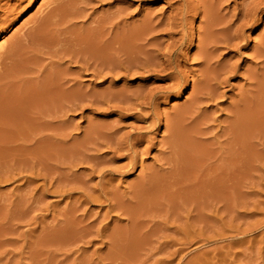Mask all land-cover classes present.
Here are the masks:
<instances>
[{
  "label": "rangeland",
  "instance_id": "374dc122",
  "mask_svg": "<svg viewBox=\"0 0 264 264\" xmlns=\"http://www.w3.org/2000/svg\"><path fill=\"white\" fill-rule=\"evenodd\" d=\"M169 1L0 0V15L5 18L1 15L5 23L0 25V56L12 43L21 47L17 46L19 56L13 58L19 68L12 62L0 74V264H264V57L260 55L264 53V10L251 26L243 28L230 48L215 44L213 60L217 63L211 60L202 68L196 46L182 50L188 57L181 67L185 76L196 78V83L204 77L207 81L199 91L204 96L192 97L197 103L190 107L191 87L179 96L174 93L160 100L156 96L159 103L156 98L148 103L150 90L159 95L170 85L161 76L164 73L156 72L162 58H155L156 50L164 51L170 40L149 38L147 43L138 40L125 47L118 39L135 30L149 13L158 16L155 21L168 15L173 0ZM255 1L227 0L226 20ZM8 7L14 11L7 9V13ZM198 19L195 28L200 25ZM37 31L41 33L36 38ZM34 33L35 38H30ZM211 73L215 74L211 77ZM220 77L226 81L222 85ZM50 83L54 89L48 87ZM67 88L68 95L74 90L69 96L76 95L69 98ZM206 89L213 99L205 96ZM78 93L84 95L75 98ZM248 100L249 109L245 107ZM242 109L251 113L244 114ZM176 112L182 114L180 130L187 125L173 139L178 145H171L165 120ZM189 113L193 117L188 119ZM175 150L183 153L178 155L179 167L167 159Z\"/></svg>",
  "mask_w": 264,
  "mask_h": 264
},
{
  "label": "bare ground",
  "instance_id": "6f19581e",
  "mask_svg": "<svg viewBox=\"0 0 264 264\" xmlns=\"http://www.w3.org/2000/svg\"><path fill=\"white\" fill-rule=\"evenodd\" d=\"M169 1V0H168ZM253 1H255V0H253ZM102 2H103V0H102ZM114 2V1H113ZM170 2V1H169ZM229 2V1H228ZM227 2V0H173L172 1V3H170V12H169V14L168 15H166V16H164V17H159L158 18V20L156 19V21H155V19H154V17H158V16H154V17H152V16H150L151 14L149 13L148 15H146V16H144V17H142L143 19H140L141 21H139L138 23H139V25L137 26V28H135V30H133V31H131L129 34H126L125 33V36L124 35H122V36H124V37H122L120 34V36L122 37V38H119L118 40H120V42L122 43V45L123 44H125L126 43V45H124L125 47L127 46V44H136V42H139L138 40H145L144 42H148V39L149 38H151L153 41L155 40V41H157V40H160V38H162V37H168V39L170 40V42L167 44V46H166V49L164 50V51H162V50H160V48H158L157 50H156V54H155V58L156 57H158V56H160L161 58H162V62L160 63V62H157L155 59V61L157 62L156 64L158 65V63L160 64V65H158V67L159 68H161L160 70H155L156 72H158L160 75H161V73H164V75L162 74L161 76L165 79H167L169 82H170V85H168V87H163V89L161 90V91H159V95H157L158 93H152L151 94V90H150V94H149V92L147 93V94H149V95H147L148 96V100H149V102L148 103H150V102H152L153 101V99L154 98H156V96H157V98L159 97L160 99L161 98H167V96H170L171 94H177V96H179L180 94H182L184 91H187L188 89H189V87H191V91L189 92L190 93V95H188L189 97H191V100H192V97L193 96H195V94H199L200 93V95H202V96H204V94L205 93H201L202 91H203V89H202V83L203 82H205L206 81V78L204 77L202 80H200L199 78H197V79H199V81H197V83H196V78L194 79L193 77H192V79H190L189 77L187 78V76H185L186 74H184V72L181 70V67H182V65H183V59H184V57L187 59L188 57H187V55H184L183 53H182V50H186V49H189V47H191V46H196V48H197V53L195 54V56H197L199 59H200V63H201V65H202V68H203V65H205V68L209 65V63L211 62V60L212 61H214L213 60V58H215V57H213L214 56V52H216L217 50H216V46L217 45H219V44H217V43H223V44H225L226 46H228L229 47V45H230V43L232 42V41H234L235 39H238L239 37H240V32L241 31H243V28L244 27H247V26H251L257 19V15H258V13H260L262 10H264V0H259V1H255V2H252V3H249L247 6H245V5H243V8L241 9H239V10H237V12L236 13H234V14H232L231 16L233 17V19L232 20H230V21H227L226 20V16H227V13L229 12V3ZM245 4V3H244ZM231 6V5H230ZM245 6V7H244ZM6 7V6H5ZM1 8H3V7H0V9ZM13 8V7H12ZM6 10L7 9H9V7L8 8H5ZM5 9H4V13H8V12H10L9 10H12V9H9V10H7L6 12H5ZM232 9V8H231ZM2 10V9H1ZM12 11H14V10H12ZM235 12V11H234ZM263 12V11H262ZM2 15V14H1ZM1 15H0V18H1ZM5 15V14H4ZM8 15V14H7ZM6 16V15H5ZM9 16V15H8ZM163 16V15H162ZM2 17H3V15H2ZM55 18H56V16H54ZM58 17V16H57ZM78 17V16H77ZM85 17V16H84ZM4 18V17H3ZM8 18V17H7ZM48 18V17H47ZM51 18V17H50ZM119 18V17H118ZM200 19L201 21H200V25L197 27V28H195L194 27V23H195V21L197 20V19ZM5 19V18H4ZM41 19V18H40ZM198 19V20H199ZM39 20V19H38ZM54 20H56V19H54ZM107 20V18L105 19V21ZM102 21V20H101ZM100 21V22H101ZM104 21V22H105ZM4 22V20H2V19H0V25L1 24H4L3 23ZM57 22V21H56ZM55 22V23H56ZM40 23V22H39ZM45 23V22H44ZM51 23V22H50ZM99 23V22H98ZM103 23V22H102ZM114 23V22H113ZM116 23V22H115ZM43 24V23H42ZM53 24V23H52ZM101 24V23H100ZM99 24V25H100ZM125 25L127 24V23H124ZM48 25V24H47ZM57 25H58V23H57ZM108 25H110V24H108ZM132 25V24H131ZM46 26V25H45ZM44 26V27H45ZM101 26V25H100ZM114 26H115V24H114ZM234 26H236L235 27V29H233V27ZM47 27V26H46ZM49 27H51V26H49ZM48 27V28H49ZM55 27V26H54ZM53 27V28H54ZM58 27H60V26H58ZM99 27V26H98ZM116 27H117V25H116ZM122 27V26H121ZM126 27V26H125ZM129 27V26H128ZM9 28V27H8ZM38 28H39V26H38ZM37 28V29H38ZM118 28H119V26H118ZM40 29V28H39ZM45 29V28H44ZM106 29V28H105ZM115 29V28H114ZM126 29V28H125ZM4 30V29H3ZM46 30H49V29H46ZM99 30V29H98ZM108 30V29H107ZM106 30V31H107ZM128 30H129V28H128ZM132 30V29H131ZM196 30L198 31V34L196 35ZM50 31H53L52 29L50 30ZM49 31V32H50ZM57 31H58V29H57ZM96 31V30H95ZM112 31H114V30H112ZM117 31V30H116ZM122 31V30H121ZM38 32L39 33H41L42 32V30H41V32L40 31H37V34H36V38H37V35H38ZM43 32H45V31H43ZM59 32V31H58ZM115 32V31H114ZM124 32H126V31H124ZM98 33V32H97ZM96 33V34H97ZM106 33V32H105ZM112 33V32H111ZM118 33H119V30H118ZM30 34V33H29ZM53 34V33H52ZM55 34V33H54ZM62 34V33H61ZM108 34H109V32H108ZM28 35V34H27ZM41 35H43V34H41ZM45 35V34H44ZM57 35H59V34H57ZM31 36V37H30ZM29 37L30 38H35V33H34V35L32 34V35H30ZM40 36V35H39ZM72 36H73V34H72ZM104 36V35H103ZM148 36H151V37H148ZM218 36V37H217ZM43 37V36H42ZM42 37H40V38H42ZM47 37H49L48 35H47ZM46 36H44L43 38L45 39V38H47ZM51 37V36H50ZM57 37V36H56ZM60 37V36H59ZM61 37H62V35H61ZM64 37V36H63ZM109 37V36H108ZM27 38V37H26ZM98 38V37H97ZM100 38V37H99ZM105 38H107V37H105ZM104 37L102 38V39H105ZM116 38H117V36H115V40H116ZM50 39V38H49ZM54 39V37L53 38H51V41ZM75 39V38H74ZM83 39V38H82ZM88 39V38H87ZM109 39H111V38H109ZM163 39V38H162ZM198 40V42H197V44H195L196 42L195 41H197ZM243 39V38H242ZM41 40V39H40ZM60 40V39H59ZM63 40V39H62ZM73 40V39H72ZM94 40V39H93ZM115 40H114V43H115ZM117 40V41H118ZM29 41V40H28ZM37 41V43H38V41L39 40H36ZM42 41V40H41ZM45 41V40H44ZM47 41H48V38H47ZM57 42V40L55 39L54 40V42ZM87 41V40H86ZM98 41H99V39H98ZM104 41H106V40H104ZM109 41V40H108ZM53 42V43H54ZM55 42V43H56ZM60 42V41H59ZM74 42V41H73ZM83 42H84V40H83ZM119 42V41H118ZM125 42V43H124ZM143 42V43H144ZM146 42V43H147ZM161 42V41H160ZM20 43V42H19ZM32 43H33V40H32ZM43 43H45V42H43ZM47 43H49V42H47ZM52 43V44H53ZM88 43V42H87ZM92 43H93V41H92ZM108 43V42H107ZM112 43V42H111ZM113 43V44H114ZM264 43V42H263ZM33 44H35V43H33ZM57 44V43H56ZM61 44H63V43H61ZM75 43H73V45H74ZM100 44V43H99ZM98 44V45H99ZM102 44V43H101ZM113 44H110V45H113ZM116 44V43H115ZM120 44V43H119ZM140 44V43H139ZM145 44V43H144ZM155 44V43H154ZM158 44H161V43H158ZM157 44V45H158ZM215 44H217L216 46H215ZM32 45V44H31ZM30 45V46H31ZM39 45H43V44H39ZM49 45H50V43H49ZM48 45V46H49ZM55 45V44H54ZM53 45V46H54ZM57 45H59V44H57ZM98 45L96 46V47H98ZM121 45V44H120ZM119 45V46H120ZM146 45V44H145ZM145 45H144V47H145ZM149 45H151V42L147 45V46H149ZM152 45H153V43H152ZM156 45V44H155ZM17 46H18V44L17 43H12L11 44V46L9 47V49L8 50H6V52H4L5 54H4V56H0V74H3L2 73V71L4 72V70L6 69V68H10L8 65L9 64H12V62L15 60H13V58H16L15 56H19V55H17L16 54V52L18 51L17 50ZM37 46H38V44H37ZM48 46H46V47H48ZM60 46V45H59ZM63 46V45H62ZM65 46V45H64ZM137 46V45H136ZM141 46H143V45H141ZM160 46V45H159ZM3 46H0V49L2 48ZM18 47H20V46H18ZM34 47H35V45H34ZM43 47H45V46H43ZM45 47V48H46ZM55 47V46H54ZM58 47V46H57ZM56 47V48H57ZM132 47H134V46H132ZM140 47V46H139ZM155 47V46H154ZM21 48V47H20ZM20 48H18V49H20ZM33 48V47H32ZM37 48V47H36ZM49 48H50V46H49ZM51 48H53V47H51ZM55 48V49H56ZM69 48V47H68ZM89 48V47H88ZM99 48H100V46H99ZM114 48V47H113ZM116 48V47H115ZM119 48V47H118ZM123 48V47H122ZM130 48V47H129ZM136 48V47H135ZM147 48V47H146ZM152 49H153V47H151ZM150 48V49H151ZM218 48V47H217ZM230 48V47H229ZM261 48V47H260ZM23 49H24V47H23ZM26 49V48H25ZM72 49V48H71ZM75 49V48H74ZM77 49H79V48H77ZM97 49V48H96ZM101 49H102V46H101ZM101 49L99 50V52L101 51ZM104 49V48H103ZM126 49H128V48H126ZM140 49V48H139ZM145 49V48H144ZM143 48H142V50H144ZM149 49V48H148ZM148 49H147V51H148ZM151 49V50H152ZM17 50V51H16ZM22 50V49H21ZM27 50V49H26ZM46 50V49H45ZM106 50V49H105ZM121 50V49H120ZM216 50V51H215ZM260 50V49H259ZM41 51H44V48H43V50L41 49ZM58 51V50H57ZM61 51V50H60ZM64 51V50H63ZM68 51V50H67ZM85 51V50H84ZM103 51V50H102ZM112 51V50H111ZM129 50H126V52H125V54L126 55H128L129 53H127ZM133 51V50H132ZM154 51V50H153ZM152 51V52H153ZM261 51H263L262 49H261ZM260 51V52H261ZM23 52V51H22ZM39 52H40V50H39ZM38 52V53H39ZM46 52V51H45ZM52 52H53V50H52ZM69 52V51H68ZM73 52V51H72ZM71 52V53H72ZM77 52H79V51H77ZM96 52H97V50H96ZM107 52V51H106ZM124 52V51H123ZM120 53V52H118V53H120V55L121 54H124V53ZM135 52V51H134ZM133 52V53H134ZM141 52V51H140ZM18 53H19V51H18ZM37 53V52H36ZM35 53V54H36ZM47 53V52H46ZM45 53V54H46ZM55 53V52H54ZM53 53V54H54ZM61 53H63V52H61ZM91 53V52H90ZM90 53H87V54H89L90 55ZM154 53H155V51H154ZM27 54V53H26ZM25 54V55H26ZM51 54V53H50ZM67 54V53H66ZM76 54V53H75ZM111 54V53H110ZM117 54V53H116ZM143 54V53H142ZM147 54V53H146ZM149 54V53H148ZM256 54V53H255ZM3 55V54H2ZM34 55V54H33ZM39 55H41V54H39ZM55 55V54H54ZM71 55V54H70ZM74 55V54H73ZM78 55V54H77ZM96 55V54H95ZM100 55V54H99ZM113 55H114V53H113ZM132 55V54H131ZM217 55V54H216ZM215 55V56H216ZM258 55H259V53H258ZM262 57H264V53L263 52H261V54H260ZM259 55V56H260ZM35 56V55H34ZM36 56H38V55H36ZM94 56V55H93ZM128 56H130V54L128 55ZM256 56V55H255ZM39 57V56H38ZM62 57V56H61ZM97 57V56H96ZM101 57H102V55H101ZM106 57V56H105ZM110 57V56H109ZM121 57V56H120ZM140 57V56H139ZM142 57H146V56H141L140 58H142ZM149 57V56H148ZM159 57V58H160ZM261 57V58H262ZM26 58V57H25ZM40 59H42L41 58V56L39 57ZM58 58V57H57ZM86 58H87V56H86ZM99 58V57H98ZM98 58H96L97 60H98ZM138 58V56L135 58V59H137ZM150 58V57H149ZM151 58H153L152 57V55H151ZM24 59V58H23ZM61 59V58H60ZM74 59V58H73ZM72 59V60H73ZM82 59H83V57H82ZM90 59V58H89ZM92 60H93V58H91ZM90 59V60H91ZM105 59V58H104ZM110 59H112V58H110ZM127 59H128V57H127ZM129 59H131L130 57H129ZM133 59H134V57H133ZM132 59V60H133ZM139 59V58H138ZM216 59V58H215ZM218 59V58H217ZM77 60V59H76ZM75 60V61H76ZM102 60V59H101ZM107 60V59H106ZM109 60V59H108ZM131 60V61H132ZM143 60V59H142ZM145 60V59H144ZM143 60V61H144ZM148 60V59H147ZM153 60V59H152ZM263 60V59H262ZM262 60H261V62H262ZM25 61V60H24ZM36 61L38 62L39 60L38 59H36ZM110 61V60H109ZM130 61V62H131ZM134 61H137V60H134ZM134 61L132 62V63H134ZM151 61V60H150ZM160 61H161V59H160ZM197 61V60H196ZM16 62V61H15ZM84 62V61H83ZM82 62V63H83ZM100 62V61H99ZM119 62V61H118ZM123 62V61H122ZM148 62V61H147ZM216 61H214V63H215ZM218 62V61H217ZM216 62V63H217ZM228 62V61H227ZM226 62V63H227ZM14 63V62H13ZM27 63H29V62H27ZM80 63V62H79ZM108 63V62H107ZM106 63V64H107ZM111 63H115L114 61L113 62H111ZM117 63V62H116ZM141 63H142V61H141ZM152 63V62H151ZM154 63V62H153ZM200 63L198 64V66L200 65ZM17 65L18 63H14V65ZM78 64V63H77ZM88 64V63H87ZM101 64V63H100ZM146 64V63H145ZM156 64H155V66H156ZM260 64V63H259ZM258 64V65H259ZM14 66L15 68H17V66ZM79 65V64H78ZM108 65V64H107ZM124 65V64H123ZM137 65V64H136ZM147 65H149V63L147 64ZM147 65H146V68H148V67H150V66H148L147 67ZM211 65H213V64H211ZM217 65V64H216ZM222 64H220V66H221ZM224 65V64H223ZM227 65H228V63H227ZM261 65V64H260ZM263 65V64H262ZM11 66V65H10ZM20 66V65H19ZM86 66V65H85ZM106 66V65H105ZM127 66V65H126ZM155 66H153L154 67V69H156L155 68ZM224 66H226V65H224ZM102 67V66H101ZM104 67V66H103ZM102 67V68H103ZM119 67V66H118ZM129 67V66H128ZM135 67V66H134ZM134 67H132L133 69H134ZM152 67V66H151ZM157 67V66H156ZM210 67V66H209ZM213 67V66H212ZM227 67V66H226ZM262 67H264V65L262 66ZM262 67H260L259 69H262ZM14 68V70H16ZM19 68V67H18ZM17 68V69H18ZM20 68H22V65H21V67ZM86 68V67H85ZM108 68H109V66H108ZM111 68V67H110ZM120 68V67H119ZM124 68V67H123ZM132 68H129V69H132ZM136 68V67H135ZM145 67H144V69H146ZM158 68V69H159ZM216 68V67H215ZM223 68V67H222ZM107 69V68H106ZM118 69V68H117ZM116 69V70H117ZM138 69V68H137ZM142 69H143V67H142ZM143 69V70H144ZM153 69V68H152ZM153 69V70H154ZM9 70H11V69H9ZM8 70V71H9ZM21 70V69H20ZM86 70V69H85ZM88 70H89V68H88ZM112 70V69H111ZM119 70V69H118ZM121 70V69H120ZM125 70V69H124ZM128 70V69H127ZM139 70V69H138ZM151 70V69H150ZM209 70H210V68H209ZM225 70H226V72H227V70H228V68L227 69H224V72H225ZM233 70V69H232ZM256 70V69H255ZM254 70V71H255ZM262 70H264V69H262ZM12 71V70H11ZM93 71V70H92ZM94 71H96V70H94ZM141 71V70H140ZM147 71H149V69L147 70ZM200 71H203V70H200ZM219 71V70H218ZM89 72V71H88ZM116 72V71H115ZM117 72H119V71H117ZM120 72H122V70L120 71ZM138 72V71H137ZM152 72V71H151ZM154 72V71H153ZM152 72V73H153ZM198 72V71H197ZM217 72V71H216ZM230 71H228V73H229ZM17 73H19V72H17ZM91 73V72H90ZM102 73H103V71H102ZM124 73V72H123ZM129 73H133L132 71L131 72H129ZM142 73V72H141ZM205 73V72H204ZM231 73V72H230ZM229 73V74H230ZM255 74L256 73H258L257 71L256 72H254ZM12 74V73H11ZM55 74V73H54ZM57 74V73H56ZM106 74V73H105ZM110 75H111V73H109ZM115 74H117V73H115ZM122 74V73H121ZM125 74V73H124ZM124 74L122 75V76H124ZM136 74V73H135ZM199 74V73H198ZM212 74V73H211ZM215 74V73H214ZM214 74H212L211 75V77L214 75ZM220 75H221V72L219 73ZM226 74V73H225ZM252 74V73H251ZM64 75V74H63ZM98 76H99V74H97ZM103 75V74H102ZM143 75V74H142ZM224 75V74H223ZM250 75V74H249ZM259 76H260V74H258ZM20 76V75H19ZM107 76V75H106ZM109 76V75H108ZM119 76V75H118ZM126 76V75H125ZM132 76V75H131ZM194 76V75H193ZM264 76V75H263ZM3 77H4V75L2 76V78L1 79H3ZM50 77H51V74H50ZM54 77V76H53ZM56 77V76H55ZM61 77V76H60ZM65 77H66V74H65ZM208 77V76H207ZM252 77L253 78H255V77H257V76H253L252 75ZM251 77V78H252ZM67 78V77H66ZM99 78H100V76H99ZM218 78V77H217ZM221 78V77H220ZM224 78V77H223ZM258 78H260V77H258ZM47 79V78H46ZM67 79H69V77L67 78ZM214 79H215V77H214ZM213 79V80H214ZM225 79V78H224ZM249 79H250V77H249ZM262 79H264L263 77H262ZM8 80V79H7ZM22 80V79H21ZM61 80V79H60ZM207 80H208V78H207ZM221 80H222V82L223 83H220L221 85L222 84H224V82H226V81H224L222 78H221ZM254 80H256V79H254ZM260 80V79H259ZM5 81V80H4ZM54 81V80H53ZM61 81H63V80H61ZM68 80H66V82H67ZM209 81V80H208ZM252 81V80H251ZM1 82V81H0ZM7 82V81H6ZM6 82H5V84H6ZM20 82V81H19ZM52 82V81H51ZM55 82L56 81H54V83H53V85L55 84ZM60 82V81H59ZM65 82V81H64ZM64 82H62V83H64ZM207 82V81H206ZM211 82V81H210ZM215 82V85L216 84H218V83H216V82H218V81H213V83ZM49 83V82H48ZM213 83H211V84H213ZM253 83V82H252ZM256 83H257V81H256ZM261 83V82H260ZM259 83V84H260ZM1 84V83H0ZM2 84H4V83H2ZM44 84V83H43ZM51 84V83H50ZM48 85V87L50 86H52V84L51 85ZM56 84H58V82L56 83ZM60 84H61V82H60ZM59 84V85H60ZM209 84V83H208ZM219 84V85H220ZM249 84H250V82H249ZM62 86L64 85V84H61ZM60 85V86H61ZM68 85V84H67ZM217 86V87H220V86ZM262 85V84H261ZM6 86V85H5ZM8 86H9V84H8ZM45 86V85H44ZM44 86H43V88H44ZM76 86V85H75ZM167 86V85H166ZM249 87H250V85H248ZM258 86V85H257ZM36 87V86H35ZM53 87V86H52ZM56 87H59V86H57L56 85ZM68 87V86H67ZM78 87V86H77ZM204 87V86H203ZM207 86H205V88H206ZM209 87V86H208ZM215 87V86H214ZM255 87V86H254ZM261 87H263V86H261ZM4 88V87H3ZM40 88V87H39ZM61 88V87H60ZM76 88V87H75ZM119 88V87H118ZM139 88V87H138ZM212 88H213V86H212ZM5 89H6V87H5ZM50 88H48L47 90H49ZM53 89H54V87H53ZM63 89H64V87H63ZM63 89H60L61 91L63 90ZM80 89V88H79ZM145 89V88H144ZM160 89V88H159ZM255 89V88H254ZM259 89V88H258ZM4 90V89H3ZM7 90V89H6ZM35 90V89H34ZM45 90H46V87H45ZM56 90V89H55ZM66 90V95H68L67 94V91H68V88L67 89H65ZM125 90H126V88H125ZM135 90H136V88H135ZM140 90V89H139ZM52 91V90H51ZM54 91V90H53ZM72 92L74 91V90H71ZM71 91L70 92H68V93H70L71 94ZM76 91V90H75ZM77 91H79L78 90V88H77ZM113 91V90H112ZM132 91V90H131ZM199 91H201V92H199ZM206 91L208 92V90L206 89ZM243 91H244V89H243ZM253 91H255V90H253ZM260 91H261V89H260ZM260 91H258V92H260ZM6 92V91H5ZM31 92V91H30ZM44 92H47V91H44ZM49 93H50V91H48ZM47 92V93H48ZM57 92H59L58 91V89L56 90V93ZM82 92V91H81ZM122 93H123V91H121ZM126 92V91H125ZM142 92V91H141ZM153 92V91H152ZM205 92V91H204ZM257 94H258V92L257 91H255ZM24 93V92H23ZM55 93V92H54ZM61 93V92H60ZM63 93H65V92H62V94ZM77 93V92H76ZM76 93H74V95H76ZM102 93V92H101ZM121 93V94H122ZM127 93V92H126ZM137 94H138V92H136ZM145 93V92H144ZM215 93V92H214ZM252 93V92H251ZM35 94V93H34ZM40 94V93H39ZM53 94V93H52ZM51 94V95H52ZM69 94V95H70ZM79 94V97H75V98H80V97H82L83 95H81L80 93H78ZM97 94V93H96ZM108 94H109V92H108ZM119 94V93H118ZM133 94V93H132ZM136 94V95H137ZM207 95H205V96H211L212 98H210V99H213V96L212 95H209L210 93L208 92V93H206ZM212 94V93H211ZM248 94H250V93H248ZM259 94H261V92L259 93ZM8 95H10L9 93H8ZM43 95H45V94H43ZM49 95V94H48ZM48 95H46V96H48ZM51 95H50V97H51ZM55 95V94H54ZM54 95H52V96H54ZM63 95H65V94H63ZM65 95V96H66ZM68 95V97L70 98L71 96H69ZM73 95V96H74ZM81 95V96H80ZM102 95V94H101ZM113 95V94H112ZM131 95V94H130ZM145 95V94H144ZM145 95V96H146ZM216 95V94H215ZM241 95V94H240ZM245 95L247 96V93L245 92ZM244 94H243V96H244V98L246 97ZM252 95V94H251ZM32 96H34V95H32ZM56 96V95H55ZM54 96V97H55ZM87 96V95H86ZM105 96V95H104ZM108 96V95H107ZM123 96H124V94H123ZM128 96H129V94H128ZM140 96H142V95H140ZM217 96V95H216ZM0 97H2V94H1V96ZM12 97V96H11ZM42 97V96H41ZM59 97V96H58ZM88 97V96H87ZM110 97V96H109ZM112 97V96H111ZM126 97V95L124 96V98ZM133 97V96H132ZM134 97H135V95H134ZM257 97H260L259 95L257 96ZM13 98V97H12ZM34 98V97H33ZM47 98V97H46ZM52 98V97H51ZM66 98V100H67V97H65ZM74 98V97H73ZM89 98V97H88ZM88 98H86V99H88ZM105 98V97H104ZM129 99H130V97H128ZM142 98H144V97H142ZM156 98V99H157ZM158 98V99H159ZM208 98V97H207ZM206 98V99H207ZM243 98V99H244ZM249 98V97H248ZM247 98V99H248ZM252 98V97H251ZM53 99V98H52ZM59 99V98H58ZM57 99V100H58ZM60 99H63V98H60ZM59 99V100H60ZM91 99V98H90ZM98 99V98H97ZM107 99V98H106ZM106 99H103V100H106ZM117 99V98H116ZM122 99H123V97H122ZM146 98H144V100H145ZM146 99V100H147ZM158 99H157V103H159L158 102ZM159 99V100H160ZM246 99V100H247ZM258 99V98H257ZM262 99V98H261ZM11 100V99H10ZM45 100V99H44ZM50 100V99H49ZM48 100V101H49ZM56 100V101H57ZM64 100V99H63ZM102 100V99H101ZM108 100V99H107ZM112 100V99H111ZM118 100H119V97H118ZM131 100H133V99H131ZM151 100V101H150ZM190 100V101H191ZM239 100H240V98H239ZM242 100V99H241ZM240 100V101H241ZM259 100V99H258ZM47 101V102H48ZM83 101V100H82ZM93 101V100H92ZM99 101V100H98ZM136 101V100H135ZM187 101H188V99H187ZM196 100H192V102H190V105H191V103L192 104H195V103H197V102H195ZM201 101V100H200ZM213 101V100H212ZM249 101V100H248ZM250 101L253 103V100L252 99H250ZM250 101L248 102V104H247V106H245L246 108H248V105L250 104ZM46 102V101H45ZM52 102V101H51ZM78 102V101H77ZM97 102V101H96ZM111 102V101H110ZM114 102V101H113ZM113 102H111V103H113ZM125 102H128V100L126 101V99H125ZM133 102H134V100H133ZM145 102V101H144ZM186 102V101H185ZM236 102V104L237 105H241V104H238L237 103V100L235 101ZM239 102V101H238ZM244 102H245V100H244ZM257 102V101H256ZM10 103H12L11 101H10ZM26 103V102H25ZM35 103V102H34ZM44 103V102H43ZM86 103V102H85ZM129 103H130V101H129ZM154 103H156L155 101H154ZM154 103H153V105H154ZM156 103V104H157ZM202 103V102H201ZM205 103H206V101H205ZM245 103H247V101L245 102ZM50 104V103H49ZM48 104V105H49ZM60 104V103H59ZM94 104H96L97 105V103H94ZM101 104V103H100ZM100 104H98V105H100ZM133 104H135V103H133ZM146 104V103H145ZM25 105V104H24ZM33 105V104H32ZM58 105V104H57ZM64 105H65V103H64ZM68 105V104H67ZM110 105V104H109ZM128 105V104H127ZM126 105V106H127ZM148 105V104H147ZM146 105V106H147ZM150 105V104H149ZM152 105V104H151ZM188 104H186V106H187ZM235 105V104H234ZM242 105H243V103H242ZM256 104L254 103V107H257V108H259L258 106H255ZM258 105V104H257ZM82 106V105H81ZM89 106V105H88ZM120 106V105H119ZM125 106V107H126ZM129 106V105H128ZM141 106H143V105H141ZM155 106V105H154ZM193 105H191L190 107H192ZM198 107L200 106V105H197ZM37 107V106H36ZM39 107V106H38ZM49 107V106H48ZM56 107H58V106H56ZM60 107H62V106H59V108ZM78 107V106H77ZM80 107V106H79ZM84 107H85V105H84ZM92 107V106H91ZM139 107V106H138ZM185 107V106H184ZM238 107V106H237ZM244 107V108H245ZM44 108H46L45 106H44ZM53 108V107H52ZM131 108V107H130ZM148 108H149V106H148ZM152 108H153V106H152ZM186 108V107H185ZM196 108V107H195ZM195 108H191V110H193L194 111V109ZM242 107H240V109H241ZM257 108H255V109H257ZM15 109V108H14ZM41 109V108H40ZM67 109V108H66ZM118 109V108H117ZM198 109V108H197ZM199 109H200V107H199ZM234 110L236 109V111H237V108H233ZM249 109V108H248ZM253 109V108H252ZM35 110H36V108H35ZM38 110V109H37ZM50 110V109H49ZM54 110V109H53ZM128 110H129V108H128ZM152 110V109H151ZM156 110H157V108H156ZM183 110V109H182ZM186 110V109H185ZM190 110V108H189V111H191ZM247 110V109H246ZM246 110H245V112H246ZM254 110V109H253ZM258 110V109H257ZM5 111H7V110H5ZM154 111V110H153ZM238 111H240V110H238ZM251 111V110H250ZM14 112V111H13ZM38 112H40V111H38ZM48 112V111H47ZM192 112V111H191ZM195 112V111H194ZM198 112V111H197ZM242 112H243V109H242ZM5 113V112H4ZM155 113V112H154ZM185 113V112H184ZM186 113H188V111L186 112ZM244 113V112H243ZM251 112H246V113H244V114H250ZM253 113H255V111L253 112ZM10 114V113H9ZM26 114V113H25ZM55 114V113H54ZM63 114V113H62ZM196 114V113H195ZM234 114V113H233ZM13 115V114H12ZM50 115V114H49ZM56 115V114H55ZM159 115V114H158ZM186 115V114H185ZM188 115V114H187ZM186 115V116H187ZM237 115V114H236ZM239 115V114H238ZM256 115H258V113H256ZM41 116V115H40ZM45 116V115H44ZM43 116V117H44ZM157 116V115H156ZM190 116H192L193 117V115H190V113H189V116H188V119L190 118ZM242 116H243V114H242ZM241 116V117H242ZM25 117V116H24ZM42 117V118H43ZM47 117V116H46ZM56 117V116H55ZM62 117H64V116H62ZM172 117V116H171ZM181 117H182V114H181V112H176L174 115H173V117L170 119V120H168V119H166L165 121L167 122V125H166V128H167V130L169 131V133L170 134H172L171 135V137H172V139H170V137H169V140H172L171 142L169 141V143L172 145L173 144V141L174 140H176V139H174L175 137H177V134L179 133V135H180V132L185 128L186 129V125H185V127L183 128V129H181L180 130V127L182 126L183 127V125H181L182 124V119H181ZM191 117V118H192ZM195 117V116H194ZM197 117V116H196ZM243 117H245L244 119L245 120H247L248 121V119H246V118H248L246 115H244ZM242 117V118H243ZM257 117V116H256ZM11 118H12V116H11ZM26 118V117H25ZM41 118V117H40ZM52 119H53V117H51ZM168 118V117H167ZM200 118V117H199ZM232 118V117H231ZM235 117H233V119H234ZM21 119V118H20ZM35 119V118H34ZM33 119V120H34ZM38 119V118H37ZM44 119V118H43ZM43 119H41V120H43ZM54 119H56V118H54ZM153 119V118H152ZM160 119V118H159ZM184 120L186 119V118H183ZM187 119V120H188ZM195 120L197 119V118H194ZM203 119H204V117H203ZM237 118H235V120H236ZM254 119V118H253ZM256 119V118H255ZM39 120V119H38ZM38 120H36V121H38ZM183 120V121H184ZM156 121V120H155ZM154 121V122H155ZM159 121V120H158ZM199 121V120H198ZM233 121V120H232ZM239 121V120H238ZM242 121V120H241ZM244 121V120H243ZM18 122H19V120H18ZM35 122V121H34ZM47 122H49V121H47ZM164 122V121H163ZM204 122V121H203ZM234 122V121H233ZM251 122H253V121H251ZM16 123V122H15ZM42 123V122H41ZM46 123V122H45ZM52 124H53V122H51ZM153 122H151V124H152ZM199 123V122H198ZM232 123V122H231ZM236 123H238V122H236L235 121V124ZM240 123V122H239ZM48 124V123H47ZM150 124V123H149ZM156 124V123H155ZM189 124H190V122H189ZM197 124V123H196ZM203 124H205V122L203 123ZM235 124H234V126H235ZM242 124V123H241ZM54 125V124H53ZM56 125V124H55ZM154 125V124H153ZM232 125V124H231ZM252 125V124H251ZM24 126V125H23ZM40 126V125H39ZM42 126H43V124H42ZM45 126H47V125H45ZM196 126V125H195ZM202 126V125H201ZM248 126H249V124H248ZM255 126V125H254ZM13 127H15V126H13ZM19 127V126H18ZM49 127V126H48ZM55 127V126H54ZM60 127V126H59ZM247 127V126H246ZM36 128V127H35ZM44 128V127H43ZM233 128V127H232ZM231 128V129H232ZM235 128V127H234ZM237 128V127H236ZM15 129V128H14ZM28 129V128H27ZM30 129V128H29ZM39 129H41V128H39ZM55 129V128H54ZM53 129V130H54ZM195 129V128H194ZM241 129H242V131H244L243 130V127H241ZM22 130H24V129H22ZM166 130V129H165ZM239 130V129H238ZM15 131H17V130H15ZM38 131V130H37ZM45 131V130H44ZM167 131V132H168ZM179 131V132H178ZM204 131V130H203ZM234 131V130H233ZM18 132V131H17ZM241 133V131L239 132V131H235L234 132V134L235 133ZM24 133H25V131H24ZM32 133V132H31ZM35 133V132H34ZM40 133V132H39ZM42 133H43V131H42ZM200 133V132H199ZM205 133V132H204ZM27 134V133H26ZM37 134V133H36ZM112 134H114V133H112ZM111 134V135H112ZM169 134V135H170ZM182 134V133H181ZM38 135V134H37ZM43 135V134H42ZM49 135V134H48ZM145 135V134H144ZM196 135V134H195ZM231 135V134H230ZM13 136V135H12ZM17 136V135H16ZM47 136V135H46ZM49 136H52V135H49ZM182 136V135H181ZM28 137V136H27ZM111 137H113V136H111ZM22 138V137H21ZM39 138V137H38ZM46 138V137H45ZM53 138V137H52ZM144 138V137H143ZM196 138V137H195ZM194 138V139H195ZM235 138V137H234ZM37 139V138H36ZM35 139V140H36ZM48 139H49V137H48ZM137 139H138V137H137ZM174 139V140H173ZM185 139V138H184ZM13 140V139H12ZM17 140V139H16ZM16 140H14V141H16ZM43 141H45V140H47V138L46 139H42ZM115 140V139H114ZM120 140V139H119ZM181 140V139H180ZM179 140V141H180ZM13 141V142H14ZM38 141V140H37ZM57 141H59V140H57ZM61 141V140H60ZM64 141V140H63ZM62 141V142H63ZM109 141V140H108ZM131 141V140H130ZM141 141V140H140ZM144 141V140H143ZM17 142V141H16ZM51 142V141H50ZM53 142H54V138H53ZM119 142H121V140L119 141ZM179 143L178 141H175V143L173 144V145H175V144H177V143ZM28 143V142H27ZM26 143V144H27ZM31 143V142H30ZM49 143V142H48ZM55 143V142H54ZM64 143V142H63ZM106 143V142H105ZM45 144V143H44ZM111 144V143H110ZM122 144V143H121ZM10 145V144H9ZM14 145V144H13ZM16 145V144H15ZM37 145H38V143H37ZM46 145H48L47 143H46ZM112 145V144H111ZM120 145V144H119ZM129 144H127L126 146H128ZM178 145V144H177ZM45 146V145H44ZM53 146V145H52ZM113 146V145H112ZM132 146H134L133 145V143H132V145H131V147ZM7 147V146H6ZM28 147V146H27ZM119 147V146H118ZM175 147V146H174ZM179 147H180V145H179ZM178 147V148H179ZM182 147V146H181ZM180 147V148H181ZM8 148V147H7ZM10 148V147H9ZM46 148V147H45ZM125 148V147H124ZM128 148V147H127ZM170 148V147H169ZM178 148H177V150H178ZM179 148V149H180ZM11 149H12V147H11ZM18 149H20L19 148V146H18ZM17 149V150H18ZM21 149H22V147H21ZM20 149V150H21ZM29 149V148H28ZM107 149V148H106ZM105 149V150H106ZM173 149V147L171 148V150ZM8 150V149H7ZM111 150V149H110ZM124 150V149H123ZM131 150V149H130ZM174 150V149H173ZM0 151H2V150H0ZM19 151V150H18ZM33 151V150H32ZM40 151V150H39ZM38 151V152H39ZM45 151V150H44ZM96 151H98V150H96ZM120 151H122V150H120ZM12 152H13V149H12ZM37 152V153H38ZM172 152V151H171ZM179 152V151H178ZM239 152V151H238ZM21 153V152H20ZM32 153V152H31ZM47 153V152H46ZM97 153V152H96ZM125 153H127V152H125ZM4 154V153H3ZM11 154V153H10ZM47 154H49V153H47ZM181 154V152L179 153V154H177V152H176V150H175V152L173 151V153H171L169 156V158H168V156H167V159H168V162L170 161V163H172L173 165H179L178 164V161H180L179 160V158H178V155H180ZM183 154V153H182ZM181 154V155H182ZM98 155V154H97ZM96 155V156H97ZM128 155V154H127ZM6 156H7V154H6ZM91 156V155H90ZM166 156V155H165ZM183 156V155H182ZM233 156V155H232ZM14 157V156H13ZM50 157V156H49ZM93 157V156H92ZM134 157V156H133ZM87 158V157H86ZM129 158V157H128ZM131 158V157H130ZM11 159H12V157H11ZM87 160V159H86ZM192 160V159H191ZM243 160V159H242ZM90 161V160H89ZM91 161H92V159H91ZM137 161V160H136ZM194 161V160H193ZM188 162V161H187ZM236 162V161H235ZM240 162H243V161H240ZM129 163V162H128ZM163 163V162H162ZM193 163V162H192ZM171 164V165H172ZM182 164V163H181ZM128 165V167H129V164H127ZM168 165V164H167ZM172 165V167L174 168L175 166H173ZM189 166V165H188ZM135 167V166H134ZM176 167H179V166H176ZM172 168V169H173ZM131 169H133V168H131ZM176 168H174V170H175ZM184 169V168H183ZM178 171H180L179 169H178ZM177 171L175 170V172L174 173H176ZM181 172V171H180ZM107 173V172H106ZM165 173V172H164ZM168 173V172H167ZM173 174V173H172ZM180 174V173H179ZM182 175V174H181ZM174 176H176V175H174ZM179 176V175H178ZM170 179V178H169ZM172 179H174L173 177H172ZM176 180V179H175ZM171 183V182H170Z\"/></svg>",
  "mask_w": 264,
  "mask_h": 264
}]
</instances>
